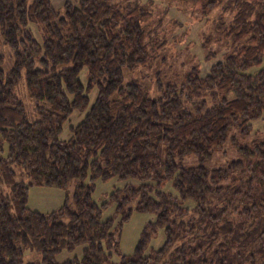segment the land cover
Segmentation results:
<instances>
[{"label":"trees","instance_id":"trees-1","mask_svg":"<svg viewBox=\"0 0 264 264\" xmlns=\"http://www.w3.org/2000/svg\"><path fill=\"white\" fill-rule=\"evenodd\" d=\"M157 5L79 0L58 11L50 0H0L14 58L10 72L0 68V264H264V136L246 139L254 121L264 126V0ZM219 6L228 15L201 43L206 60L218 57L209 73L195 63L161 74L168 12L208 19ZM75 111H86L77 124ZM230 142L237 158L211 164ZM113 177L129 182L102 220L108 203L94 201L95 180ZM31 185L73 186V203L32 210ZM135 200L156 220L126 255L120 234ZM158 228L166 240L145 254ZM84 243L81 261L57 262ZM26 250L41 262H25Z\"/></svg>","mask_w":264,"mask_h":264},{"label":"rangeland","instance_id":"rangeland-1","mask_svg":"<svg viewBox=\"0 0 264 264\" xmlns=\"http://www.w3.org/2000/svg\"><path fill=\"white\" fill-rule=\"evenodd\" d=\"M50 1L51 5L58 11L64 9V5L67 1H70L74 4H77L79 2V0ZM168 1L169 0H157V11L159 12L166 8ZM172 6L177 7L176 5H174V3L172 4ZM185 10L172 8L171 11L168 12V15L165 17L166 23L168 24V28L170 30L169 40L171 43L169 44V48L166 49L163 54L166 56V61L160 66L162 70L161 74L164 75L165 73H169L168 67H170L171 71H182V69H184L186 66L198 63L200 65L201 75L204 76L209 73L211 65L218 60V57L212 60H206L204 58L205 51L201 47L202 40H204L205 37L209 35L210 31L214 29V27L212 26L213 19L216 20L223 15L227 16L228 13L222 12V6H219L211 11L207 19L201 15L199 10ZM35 35L37 38H39L40 36L39 32L36 31ZM175 38H178L180 40H174ZM213 46L215 47L217 45ZM0 57L3 58L2 62L0 63V68L7 74L11 71L14 65V58L12 49L5 43L2 36H0ZM82 78L85 81V71L82 73ZM19 94L24 98L29 107V103L31 104V101L28 100L25 94L20 90ZM95 95L96 90L91 91L90 104L88 108L94 101ZM86 111H75L70 116V119H72V123L77 124L83 118ZM69 125L70 122L66 121L64 124V130L60 135L62 138L69 137ZM253 125L254 129L246 137V139H252L255 136H264L263 123H261L260 120H257L253 122ZM238 139L239 141H242L241 137ZM246 139H244V141ZM244 141L242 142L243 144L246 143ZM231 144L233 145V143L230 142L229 144H227L228 146L225 147L226 153L217 151L211 160V164L222 162L224 163V165H226L229 160L237 158V151L236 149H234L235 145L232 146ZM86 182H89V180H86ZM128 182V180H121L117 177H113L108 181H104L100 178L95 180V189L93 193L94 201L99 205L108 203V205L103 209L101 215L102 220H106L107 218L114 215L116 202L111 200V194L117 192L118 189H124ZM135 183L138 185L139 182ZM167 187L171 188V186H169L168 184L166 185V189ZM73 190V186H69L67 189H64L58 186L31 185L29 186L26 205L32 210H36L42 213H50L62 207L68 198L69 202L72 204ZM118 194L120 195L119 192ZM130 206L133 210L130 217L123 223L119 242L121 253L126 255H130L134 252L136 245L142 236V232L145 226L148 225V223L154 222L156 220L155 213L137 210L135 208L136 200L130 202ZM165 240V230L163 228H158L157 234L151 238L149 245L146 248L145 254H148L152 248L159 249L164 244ZM86 246V243H84L74 247L73 249L64 247L55 255V258L58 263H63L65 261H81L82 257L84 256ZM112 259L117 261L120 259V255L117 252L113 251ZM41 260V254L37 251L29 252V250H26L24 253L25 262L40 263Z\"/></svg>","mask_w":264,"mask_h":264}]
</instances>
